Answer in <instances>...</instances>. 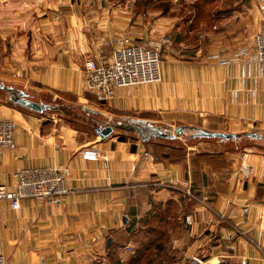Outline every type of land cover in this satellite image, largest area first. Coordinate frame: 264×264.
<instances>
[{
	"label": "crops",
	"instance_id": "obj_1",
	"mask_svg": "<svg viewBox=\"0 0 264 264\" xmlns=\"http://www.w3.org/2000/svg\"><path fill=\"white\" fill-rule=\"evenodd\" d=\"M1 1V12H7L0 15L1 36L16 46L17 63L0 79L33 102L45 103L39 93H66L103 117L102 123L140 119L167 130L264 131V81L250 34L261 29L257 21L249 30L253 48L246 47L244 35L230 44L223 33L217 54L189 63L166 61L160 82L119 89L98 103L85 91L84 61L110 60L125 37L145 41L150 36L142 23L95 4ZM0 119L17 125L15 149L0 152V185L12 188L20 169L50 167L65 172L70 190L55 202L22 201L18 210L0 201V254L7 264H100L108 238L128 242L130 255L140 238L147 240L164 222L168 264H264V154L222 145L216 150L206 142L170 147L159 157L152 142L135 134L101 140L92 133L83 140L60 120L2 98ZM86 150L106 159L84 160L80 154ZM243 157L253 167L247 181L237 175ZM187 191L208 196L209 209L190 201ZM155 215L163 220L153 222Z\"/></svg>",
	"mask_w": 264,
	"mask_h": 264
},
{
	"label": "rangeland",
	"instance_id": "obj_2",
	"mask_svg": "<svg viewBox=\"0 0 264 264\" xmlns=\"http://www.w3.org/2000/svg\"><path fill=\"white\" fill-rule=\"evenodd\" d=\"M258 1L259 0H63L61 3H63V5H69V3L70 5L75 3L95 4L105 9V13L113 12V14L128 15L132 22L142 23L144 30L147 32V36L150 37L145 41H139L137 43H133L129 37H125L121 45L116 49L121 47L125 40H128L131 45L140 44L148 48L153 47L154 44H158L162 66V63L166 61L173 63H189L193 60H200L212 54H217V51L220 52L222 49L220 40H218L217 37L223 36V33L226 34L227 38L230 40V42L227 40L230 44L237 43L233 41V37H237L240 34L244 35L247 40L246 47L251 48L252 40H248L250 25L254 24L256 21L260 28L264 25V13L258 8ZM0 3H2L1 0ZM3 14H7V12H3V10L1 12L0 10V15ZM244 24H246V27L243 31L242 28ZM259 31L260 29L258 28V32ZM258 32L257 30L255 32L250 31V34H252V37H255ZM1 34L0 31V73H3L6 68H13L17 60L14 59L16 46L11 43L9 39L2 38ZM10 84L11 83L0 79V85L11 86ZM37 96V99L45 102L44 104L55 107V110H48L41 114L38 113V115L44 118L53 117L56 120H60L61 123L78 132L79 137L83 140L91 138L93 133L92 127L78 119L82 117L83 119H94L95 116L88 112V110L91 109L81 106L74 97L66 93L44 92L39 93ZM52 97H54L53 101H51ZM0 98L10 102L8 95L4 91H0ZM103 119L104 118L99 115L95 117V120L100 123H102ZM169 130L173 131L174 129ZM247 132H257L261 135V138H241L229 141L205 138L194 139L190 136L192 131L186 130L184 134L180 135V137L175 140L168 141L156 138L151 139L149 143L152 142L151 150L153 154L159 157L163 156L165 151L170 147L184 148L185 146L191 147L195 145V143L206 142H211L216 150L222 145V147L229 151L243 152L251 150L264 154V131L251 130ZM114 133L113 135H128L123 131ZM134 137L138 136L136 135ZM144 242H146V240L143 239L142 242L140 238L137 241V246L131 250L132 253L130 255L125 253L129 245L128 242L124 241L120 244L114 242L109 249V253L105 255L106 257L103 256V259L100 260L99 263L159 264V262L161 263L163 260H166L164 263L168 264L167 259L169 256L167 252L164 251L161 254L162 257L158 259L154 258L152 250L148 251L144 249L143 251L141 243ZM138 248L139 252L135 254ZM149 260L151 262H149Z\"/></svg>",
	"mask_w": 264,
	"mask_h": 264
},
{
	"label": "built area",
	"instance_id": "obj_3",
	"mask_svg": "<svg viewBox=\"0 0 264 264\" xmlns=\"http://www.w3.org/2000/svg\"><path fill=\"white\" fill-rule=\"evenodd\" d=\"M259 10L264 13V0L258 1ZM256 59L260 78L264 81V25L254 37ZM223 64L228 61H223ZM85 91L94 95L98 103L110 101L117 90L161 81V58L159 46L145 47L140 44L131 45L128 40L114 50L110 60L94 61L87 59L83 63ZM17 125L12 120L0 119V152L15 149V133ZM81 158L89 161L106 159L96 151L86 150ZM149 157L148 153L144 154ZM237 175L240 180L247 181L253 175V167L243 157ZM13 187L0 185V201H7L12 210H18L25 200L55 202L66 196L70 190L67 186L65 172L50 167H29L15 171L12 175ZM186 196L209 209V197L198 198L191 191ZM189 224V217L185 218ZM178 244V241H174ZM129 252L126 248L125 253ZM0 264H7L4 255L0 254ZM199 264H206L199 261Z\"/></svg>",
	"mask_w": 264,
	"mask_h": 264
},
{
	"label": "water",
	"instance_id": "obj_4",
	"mask_svg": "<svg viewBox=\"0 0 264 264\" xmlns=\"http://www.w3.org/2000/svg\"><path fill=\"white\" fill-rule=\"evenodd\" d=\"M0 91H4L8 95V99L14 105L25 108L29 111L35 113H44L48 110H55V107L46 105L44 103H36L27 98L25 93L22 91L10 87L0 85ZM65 113V112H64ZM89 114H94L89 110ZM84 123L92 127L93 133L100 137L101 140L106 139L111 136L115 131H123L125 133L135 134L139 137L140 141L147 142L151 139L161 138L164 140L172 141L184 134L186 130H191V138H205V139H217V140H238L241 138L249 139H260L261 135L257 132H244V133H223V132H211L202 130L200 128L192 127H177L173 131L165 129L162 126H155L151 122H147L140 119H125L124 121H111L108 123H100L95 119H83ZM112 238H108L105 243V248L107 249L112 242ZM189 264H199L195 259H190Z\"/></svg>",
	"mask_w": 264,
	"mask_h": 264
},
{
	"label": "trees",
	"instance_id": "obj_5",
	"mask_svg": "<svg viewBox=\"0 0 264 264\" xmlns=\"http://www.w3.org/2000/svg\"><path fill=\"white\" fill-rule=\"evenodd\" d=\"M9 103L14 105L11 102H9ZM14 106L19 107L17 105H14ZM94 119H95V117H94ZM120 138H121V140H125L126 137L123 136ZM188 200H190V199H188ZM190 201H193V200H190ZM160 220H163V217L160 215H155V217H153V222H157ZM169 235L170 234L168 233L167 223L164 222V223H162V225L151 230L150 236L146 240V242L141 243V245L143 247V251H144V249L148 250V251L152 250V253L154 254L153 255L154 258L158 259V257L160 256V253L165 250L163 245L167 244V242L169 241ZM113 244H114V242H112L110 244L109 248L107 249L108 253H109V249H110L111 245H113ZM138 252H139V248L136 249L135 254H137ZM149 262H151V261L149 260Z\"/></svg>",
	"mask_w": 264,
	"mask_h": 264
}]
</instances>
